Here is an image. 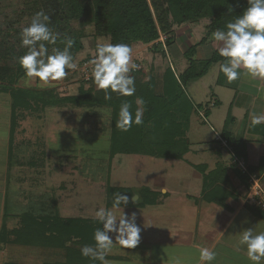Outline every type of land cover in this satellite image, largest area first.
Listing matches in <instances>:
<instances>
[{"label": "trees", "instance_id": "16d2710c", "mask_svg": "<svg viewBox=\"0 0 264 264\" xmlns=\"http://www.w3.org/2000/svg\"><path fill=\"white\" fill-rule=\"evenodd\" d=\"M246 7L247 0H33L24 12L28 11L32 17L41 10L48 14L51 20L49 26L53 31L60 33L56 44L48 45L49 51L51 52L52 47L63 49L65 45L62 40L70 37L74 41L70 51L75 62L83 50V45L80 37L71 29L73 22L82 21L84 25H91L94 37L108 38L113 44L125 43L131 46L133 43H154V46H160L161 44L156 41L163 36L164 44L168 48L175 39L174 26L208 20V37L216 29L226 30V24L242 14ZM21 30L12 25L8 26L0 41V94L8 95L10 99L11 144L24 113L37 114L44 112L46 108L63 105L102 107L111 111L110 160L116 155L183 160L189 152L190 143L186 132L195 109L186 95L185 88L190 82L204 77L213 64H220L225 59L218 52L200 62L192 59L196 48L206 42V37L183 52L187 66L181 73L176 74L171 67H166L157 74L143 76L139 74L141 71L133 74L136 88L133 96L111 93V98H106L104 90L90 88L80 90L77 96L60 97L53 89L37 90L17 86L21 78L27 77L17 61V58L26 52V49L20 46ZM224 79L225 76L219 71L216 84L222 85ZM139 100L143 103H138ZM125 101L131 104L133 116L137 108L143 111V123L133 124L128 131H121L116 127V120L120 105ZM204 113L208 115L207 110ZM233 122L234 119L229 116L225 119L219 139L225 142L235 159L241 160L245 165V143L235 140L229 130ZM249 130L264 135L263 125L251 124ZM193 167L202 175L203 198L226 209L225 201L230 192L219 178V172L223 171L221 167L217 166L207 173L205 165ZM245 167L246 173L233 161L231 168L239 182L249 188L248 173L264 171V157L260 159L256 168L247 165ZM217 180L220 182L217 183ZM117 192L130 197L128 205H121L120 208L152 206L157 203L159 197L157 192L146 187L132 189L111 187L107 184L106 208L113 207L114 193ZM134 195L139 199L133 201ZM248 209L264 220V212L252 206H248ZM10 216L4 210L0 224V251L8 245L52 248L63 252L62 261L43 264H100L99 261L85 258L80 253L83 245L94 244V230L102 227L96 219L62 218L54 205L53 211L44 212L42 215L23 212L18 215L20 226L8 231L6 222Z\"/></svg>", "mask_w": 264, "mask_h": 264}, {"label": "rangeland", "instance_id": "374dc122", "mask_svg": "<svg viewBox=\"0 0 264 264\" xmlns=\"http://www.w3.org/2000/svg\"><path fill=\"white\" fill-rule=\"evenodd\" d=\"M32 1L0 0V41L8 26L12 25L22 29L30 23L32 16L28 11L25 13L24 9ZM71 29L80 37L83 45V50L76 58V65L87 56L92 55L97 44L109 42L108 38L94 37L92 26L84 25L82 21L73 22ZM175 30L180 35V29ZM181 34L183 41L180 48L185 50V46L190 45L191 42L185 41L184 38L187 37H184V32ZM153 44H131L132 58L138 61L142 68L139 74L146 76L147 74L161 73L164 68L170 66L177 73L179 70L178 63H183V59L180 58V61H177L170 57L171 54L169 56L168 51L166 53L163 50L162 45L154 46ZM166 50L168 49L166 48ZM217 74L218 64H213L203 78L187 84L185 88L187 94L193 98L195 109L191 115L189 129L186 132L191 144L184 160L156 159L142 155H116L110 160L111 111L107 108L77 107L74 105L48 108L41 114L43 124H50L45 126L44 130L41 129L42 122L36 124V117L29 116L27 118L28 123H23L25 130L31 129L34 130V133L40 132V134H42L41 130L48 132V140L41 141L39 139V144L32 140L30 133V145L36 143V148L46 149L48 163H50L44 169L47 180L45 176L43 180H46L45 184L51 188L48 189L47 193L33 192L46 195L41 197V203L47 202L50 205L53 195L52 182L54 195L57 194L58 190H64L65 197L60 201L61 205L58 206L57 210L60 215L65 217H94L95 211L104 207L107 184L111 187L138 189L144 186L153 188L161 181L165 183L169 192L175 193L170 196L173 200L178 199L177 190L185 189L191 195H198L202 189L203 180L194 178L196 171L189 166V163L192 165L207 164L212 169L215 167V163L223 161L229 164L231 161L237 160L226 148L216 150L214 146L215 139H219L221 133L220 125L227 108L226 100H229L232 95V92L225 91L227 94H224L221 92L222 89L214 86ZM83 83L79 72L74 69L70 70L65 78L58 81L44 83L36 78L24 77L18 81L17 86L35 89L52 88L55 94L60 97L77 96L80 90L97 88L94 83ZM214 94H217L222 100V106L214 107L210 103L216 97ZM8 103V95L0 94V129L5 127V124L7 125L9 119ZM202 110L211 111V116L205 118ZM230 128L232 129L233 126ZM6 129H8L7 126ZM239 161L242 162L237 160V163ZM41 173L43 174V172ZM27 175L24 176L25 180ZM50 176L53 177L52 181ZM13 184L12 181L11 185ZM25 186L27 185L21 184L22 189H25ZM261 186L264 189V180ZM32 194V191L29 190L20 192L17 190L15 192L12 189L8 192L7 196L10 195V198L8 197L7 200L6 213L11 215L6 222L8 231L20 226L18 215L23 212H32L36 215H42L45 212V206H36V202L40 200H35ZM54 201H56V196ZM48 208L51 210V207ZM122 212L119 211V214ZM9 238L12 239L11 236ZM63 257V252L58 249L8 245L0 251V264L4 262L43 264L62 261ZM109 264L112 263L109 262Z\"/></svg>", "mask_w": 264, "mask_h": 264}, {"label": "crops", "instance_id": "0c3cea01", "mask_svg": "<svg viewBox=\"0 0 264 264\" xmlns=\"http://www.w3.org/2000/svg\"><path fill=\"white\" fill-rule=\"evenodd\" d=\"M208 24V20H201L198 23H187L173 28L175 39L173 44L167 48V51L169 56L171 54V58L173 57L177 61H180V58L183 59V63H178L179 70L177 73L174 71L176 74L181 73L187 66V61H185L183 57V52L192 44L199 42L202 38L206 37V42L196 48V52L192 58L194 61L200 62L207 60L213 55V53L218 52V44L213 39L212 34L208 35L207 37ZM175 29H180V35L177 34ZM182 32H184V37H187L184 38L186 39L185 41L189 43L191 42L190 45L188 44L189 46H185V50L180 48V45L183 41L181 34ZM219 65L220 64H218V73ZM241 72H243V70H241ZM214 86L222 89L221 92H224V94L226 93L225 91L232 92L229 100H226L227 108L220 125L221 131L224 127L225 119L228 116L233 118L234 122L231 124V127L233 126V128H230L229 130L231 131L235 140L244 141L245 143V166L247 165L249 167L256 168L260 159L264 157V135L258 134L256 131H250L249 126L252 124V115H264V80L253 79L241 74L239 79L232 82H229L225 77L222 85H217L215 80ZM187 96L194 105L195 103L193 102V98H191L188 94ZM214 96L216 97H214L210 103L214 107L222 106V100L217 94H214ZM8 108L10 113V99ZM47 109L48 108L45 110ZM202 111L205 118H209L211 116V111L207 110V116L204 113L205 110ZM42 113L44 112L37 114H23L24 117L21 118L18 123L12 144L9 141V119L7 125L5 124V127L0 129L1 221L4 210L6 212L7 200L10 196H7V194L12 189L15 192L17 190L19 192L22 190L32 191L34 199L40 200L36 202V206H45V212L53 211L54 204L56 209H58V206L61 205L60 201L65 197L63 194L64 190L62 189L58 190L57 194L54 195L52 182L53 195L50 205L47 204V202L41 203V197H45L46 195H40V192L42 191L47 193L48 189L51 188L45 184L47 177L45 175L46 171L44 170L50 165V163H48V156L46 155L47 150H43V148L39 147L36 148V143H32L31 146V141L29 139L32 137V140L37 141V144H39V139L41 141L44 139L48 140V132L47 130H41L42 134H40V132L34 133V130L32 131L31 129L25 130L23 123H28L27 118L33 115L36 117V124L38 122H42L41 129L44 130V127L50 124H43L44 121L42 120L41 116ZM260 125L264 126V124ZM6 126L8 129H6ZM30 133L32 134L31 137L29 136ZM189 143L191 144L190 141ZM214 146L216 150L226 148L233 156L229 148L223 146L219 139H215ZM25 160L27 161L24 162ZM200 165H205L207 167L206 173L213 171L217 166H220L223 170L219 172L218 175L220 180L224 182V187L230 192V196L225 201L227 208H222L216 203L205 200L203 198V186L198 195H191L186 192L185 189L177 190V200H173L170 197L171 195L175 194L174 192H169L168 190L166 193L162 192V189L165 188L164 182L159 181L153 188L146 187L149 190L159 194L157 203L155 205L145 206L143 208H108L113 209L117 215H119V211H124L126 215L135 213L136 223L141 227V240L135 248L123 249L118 244L114 243L112 250L106 257L110 263L200 264L197 246H203L216 251L217 255L215 261H213V264H249L246 253L241 250V247L238 243L239 232L248 228H254L257 232L264 231V220L254 215L248 209V204L246 203L248 188L242 185L237 179L233 168H231L232 161L229 164L223 161L220 163H215V167L212 169H210L207 164ZM189 166H191L196 171L194 178L201 180L202 175L199 171H197V169L193 167L199 165H192L189 163ZM41 172H43V174ZM255 173L262 183L264 180V171H255ZM26 174L28 175L26 176L25 180L24 176ZM44 176L46 177L45 181L43 180ZM51 176L50 180L52 181L53 177L51 178ZM12 181L14 183V188L13 185H11ZM219 182L217 180V183ZM22 183L27 185L24 187L25 189L21 188ZM32 185H34L33 188ZM33 191L40 192L34 193ZM55 196L56 201H54ZM48 207H51V210ZM104 207L106 208L105 198ZM58 213L60 215L59 211ZM60 216L62 218H71L65 217L63 215ZM73 218L95 219V216H77Z\"/></svg>", "mask_w": 264, "mask_h": 264}, {"label": "clouds", "instance_id": "9594fccd", "mask_svg": "<svg viewBox=\"0 0 264 264\" xmlns=\"http://www.w3.org/2000/svg\"><path fill=\"white\" fill-rule=\"evenodd\" d=\"M50 23V16L43 10L38 11L19 34L20 46L26 49L17 58L19 66L27 77L44 83L61 80L67 76V70L77 67L70 51L74 43L70 37L62 40L63 49L52 47L49 51L48 45H55L60 38V33L53 31ZM225 27L226 30L216 29L212 33L219 55L225 58L219 71L229 82L239 79L241 74L264 80V0H247L242 14ZM132 52L131 46L125 43L96 45L95 56L90 60L91 78L97 89L105 91L106 98H111V93L119 96L135 94V77L130 73L137 71L140 65L133 61ZM131 107L127 101L120 105L116 127L121 131L143 123V111L137 108L133 116ZM251 123L253 126L264 124V115H252ZM166 191V187L162 189V192ZM114 197L113 209L128 205L130 200L128 195L120 192L114 193ZM132 199L138 200L139 197L134 195ZM113 209L100 207L95 211V219L102 227L94 230V244L80 248L83 257L109 264L106 257L114 243L123 249L135 248L140 243L141 227L136 223V214L126 215L123 211L117 215ZM238 243L249 264H264V231L244 229L239 232ZM197 250L200 264H213L217 255L214 249L197 246Z\"/></svg>", "mask_w": 264, "mask_h": 264}, {"label": "built area", "instance_id": "2783aa9c", "mask_svg": "<svg viewBox=\"0 0 264 264\" xmlns=\"http://www.w3.org/2000/svg\"><path fill=\"white\" fill-rule=\"evenodd\" d=\"M164 41H165V38L163 36H160V38L157 42L162 45L163 50L167 53ZM94 56H95V51L92 55L81 60L78 63L77 67L75 68L79 72L81 79L84 83H94L92 78H91L92 65L90 64V60ZM133 61L135 63L139 64L138 61H135V60H133ZM141 69L142 68L140 65L139 69L137 71L131 72L130 75L136 74L138 71H141ZM172 70H174V69L172 68ZM219 141L221 142V144L223 146H226L224 141H221L220 139H219ZM234 162L237 164L238 168L241 169V171L243 170L242 172H245V173L247 172L246 167H245L243 162L239 161L237 163V160H234ZM248 179H249L248 180L249 188H248V195L246 198V203H248L249 206L255 207V208L261 210L262 212H264V189L261 186L260 179L256 174H249V173H248Z\"/></svg>", "mask_w": 264, "mask_h": 264}]
</instances>
